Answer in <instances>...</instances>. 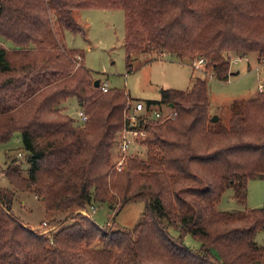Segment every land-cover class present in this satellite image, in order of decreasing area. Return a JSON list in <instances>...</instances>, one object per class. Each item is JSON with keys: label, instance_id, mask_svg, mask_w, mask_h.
<instances>
[{"label": "trees", "instance_id": "trees-1", "mask_svg": "<svg viewBox=\"0 0 264 264\" xmlns=\"http://www.w3.org/2000/svg\"><path fill=\"white\" fill-rule=\"evenodd\" d=\"M75 8L122 9L128 71L133 53L165 51L204 56V69L224 81L228 51L264 57V0H0V141L18 131L28 152L26 174L12 162L3 170L14 188L0 186V264H264L255 240L264 205L246 207L247 181L264 177V89L233 99L224 124L211 120L207 77L187 89L161 87L158 99L143 102L175 114L148 120L146 157L132 152L117 170L110 148L131 97L124 87L103 91L100 78L94 86L91 70L75 65L62 43L64 29L84 31ZM71 95L87 115L83 124L58 107ZM16 188L69 217L92 203L145 205L132 228L105 230L77 214L49 235L11 211ZM227 188L245 207L216 208ZM187 232L198 248L184 243Z\"/></svg>", "mask_w": 264, "mask_h": 264}, {"label": "rangeland", "instance_id": "rangeland-1", "mask_svg": "<svg viewBox=\"0 0 264 264\" xmlns=\"http://www.w3.org/2000/svg\"><path fill=\"white\" fill-rule=\"evenodd\" d=\"M72 14L77 20L79 19L78 21L84 31L83 33H73L64 29L62 43L69 52L71 51V55L74 54L75 65L84 64L91 70L95 78L106 81L110 87H124L130 95L131 101L158 99L161 87L187 89L197 76H205L208 79L209 114L217 115V119L227 124L230 115V103L233 99L254 97L260 89L258 86L260 83L263 84L262 88L264 89V61L262 58L258 59L256 52L228 51L233 55H241L242 59L237 62H230L229 76L224 81L210 78L208 76L210 72L205 69L202 72L192 68L189 63L192 58H181L175 53L165 51L162 52L165 54L164 56L159 55L158 51L155 55L154 53H133L130 59L132 70L128 71L123 48L124 20L122 9L75 8L72 9ZM4 43L10 44L8 41H4ZM75 49L76 51L73 53L72 50ZM190 67L194 70L193 73ZM237 70L238 72L233 73ZM58 107L62 112L72 117L73 124L84 123L79 115L82 108L74 95L61 101ZM156 107H159L158 104ZM170 107L171 105L161 104V108L164 110H168ZM170 109L172 110V107ZM118 131L114 135V143L110 148V163L113 165L115 164L114 147ZM146 147L145 143L143 145L133 143L131 151L137 153L141 158H145ZM27 153L22 146L21 134L18 131L13 132L8 140L0 141L1 187L14 188L3 172L7 163L18 164L23 174H26L28 163L25 158ZM144 205L145 202L139 199L128 201L118 208L117 204L113 205L108 202L92 203L89 206L75 209L73 216L69 217L68 212L65 211L56 214L48 213L42 202V197L29 190L16 188L11 203V211L31 229L38 233L50 235L60 227L75 220L77 214L88 216L105 230L116 226L132 228L141 220ZM263 205L264 177L249 179L247 181L246 207L254 208ZM215 206L220 210L245 207L235 201L232 188H227L223 192ZM44 221L46 225L43 224ZM168 231L172 235L178 233L174 227H169ZM183 240L191 248H198L200 245V240L190 232L185 233ZM255 240L264 244V228L256 232ZM94 245L100 246V240H96Z\"/></svg>", "mask_w": 264, "mask_h": 264}, {"label": "built area", "instance_id": "built-area-1", "mask_svg": "<svg viewBox=\"0 0 264 264\" xmlns=\"http://www.w3.org/2000/svg\"><path fill=\"white\" fill-rule=\"evenodd\" d=\"M161 55H165L162 53ZM227 58L229 62L234 61L237 62L242 59L241 55L238 54H231L230 52L227 53ZM264 61V57L262 58ZM205 57L198 56L196 58H192L189 60L190 65L192 68H195L199 71L203 72L204 64H205ZM208 76L212 77V73L210 72ZM108 85L106 81L101 84V89L105 91ZM263 84H259V88L261 89ZM150 105L146 106L143 100H134L131 102L129 108L125 110V117H126V125L119 129L118 136L115 139V147H114V156H115V168L120 170L129 154L132 153L131 146L133 143H137L143 145L142 142L144 138L148 135V131L145 129V124L148 120L152 118H159V117H167L174 115L175 112L170 108L168 110H164L161 108V105ZM79 115L81 121L84 122L87 118V115L84 113L83 110L79 111ZM1 173V171H0ZM46 225V222H43Z\"/></svg>", "mask_w": 264, "mask_h": 264}, {"label": "water", "instance_id": "water-1", "mask_svg": "<svg viewBox=\"0 0 264 264\" xmlns=\"http://www.w3.org/2000/svg\"><path fill=\"white\" fill-rule=\"evenodd\" d=\"M93 85L94 86H98L99 85V78H95L94 80H93ZM217 115H213V116H211V120L212 121H215V120H217Z\"/></svg>", "mask_w": 264, "mask_h": 264}, {"label": "crops", "instance_id": "crops-1", "mask_svg": "<svg viewBox=\"0 0 264 264\" xmlns=\"http://www.w3.org/2000/svg\"><path fill=\"white\" fill-rule=\"evenodd\" d=\"M73 15V14H72ZM75 18V17H74ZM75 20L80 24V22L75 18ZM83 28V27H82ZM62 35H63V32H62ZM88 48V47H87ZM154 55H155V53H154ZM162 56H164V55H162ZM161 57V56H160ZM159 58V57H158ZM189 60V59H188ZM190 63V62H189ZM189 65V64H188ZM191 68V67H190ZM191 71H192V73L194 72V70L191 68ZM235 72H238V70L237 71H234L233 73H235ZM232 73V72H231ZM210 78H212V79H215V78H213V77H210ZM222 81V80H221ZM258 86H259V84H258ZM170 88H172V87H170Z\"/></svg>", "mask_w": 264, "mask_h": 264}]
</instances>
